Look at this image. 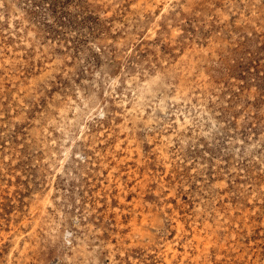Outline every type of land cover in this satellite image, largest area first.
<instances>
[{
  "label": "rangeland",
  "instance_id": "1",
  "mask_svg": "<svg viewBox=\"0 0 264 264\" xmlns=\"http://www.w3.org/2000/svg\"><path fill=\"white\" fill-rule=\"evenodd\" d=\"M0 264H264V0H0Z\"/></svg>",
  "mask_w": 264,
  "mask_h": 264
}]
</instances>
